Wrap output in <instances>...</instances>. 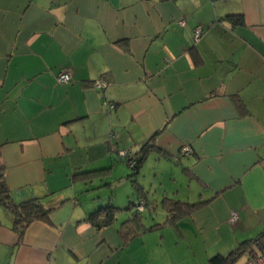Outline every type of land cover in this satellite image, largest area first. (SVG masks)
I'll return each mask as SVG.
<instances>
[{"label": "crops", "instance_id": "obj_1", "mask_svg": "<svg viewBox=\"0 0 264 264\" xmlns=\"http://www.w3.org/2000/svg\"><path fill=\"white\" fill-rule=\"evenodd\" d=\"M124 148L145 155L118 192ZM0 163L14 202L52 208L20 234L0 202V264H210L257 237L264 0H0ZM167 198L202 203L163 223ZM130 200L163 225L124 241Z\"/></svg>", "mask_w": 264, "mask_h": 264}, {"label": "trees", "instance_id": "obj_2", "mask_svg": "<svg viewBox=\"0 0 264 264\" xmlns=\"http://www.w3.org/2000/svg\"><path fill=\"white\" fill-rule=\"evenodd\" d=\"M227 17L234 20H241L242 15L240 13L228 14ZM145 153H140L136 156L134 168L131 169V174L128 176L137 175L139 166L143 160ZM85 173V172H83ZM3 167L0 163V202H2L13 215V228L17 230L20 234L23 232L24 228L29 222L34 219H47L51 207H47L41 203L38 198H29L18 203L14 202L9 194V190L3 181ZM136 177L133 180L136 183ZM141 190V189H140ZM138 202H133L130 200L124 209L130 210L129 216L124 219L120 225V233L124 241L129 240L135 234L140 231L149 230L154 227L163 225V223H169L174 221L175 218L188 212L194 207H198L202 202H181L173 198H167L163 200L164 207L167 209V216L165 222H156L150 225H145L142 221V210L136 208ZM145 205V203H144ZM121 210L119 206L113 204H106L100 206L95 211L88 215V219L95 224H109L115 218V213ZM103 214V215H102ZM102 215V216H100ZM256 246V249L253 247ZM248 252V254L256 255L260 252H264V232H261L257 237L251 240H244L238 244V246L229 251L227 254H215L210 257V264H233L241 255Z\"/></svg>", "mask_w": 264, "mask_h": 264}, {"label": "built area", "instance_id": "obj_3", "mask_svg": "<svg viewBox=\"0 0 264 264\" xmlns=\"http://www.w3.org/2000/svg\"><path fill=\"white\" fill-rule=\"evenodd\" d=\"M180 24H183V20L180 19L179 20ZM201 28L200 27H196L194 29V40L197 41L201 35ZM56 78L58 81H64L67 82L69 80H71L72 78V74L70 71L68 70H60L57 75ZM106 85V81L102 80V79H97L94 81V86L95 87H104ZM189 151V147L187 145L183 146L181 148V152L185 153ZM117 154L126 161V163L128 164L129 168L133 169L134 165H135V160H136V156L133 155L128 149L124 148V149H119ZM143 204L142 202H138L137 203V207L138 209H142ZM238 218L237 212L236 211H231L230 214V221L234 222L236 221ZM244 264H264V252H260L256 255L253 254H249V257L247 258L246 262Z\"/></svg>", "mask_w": 264, "mask_h": 264}, {"label": "rangeland", "instance_id": "obj_4", "mask_svg": "<svg viewBox=\"0 0 264 264\" xmlns=\"http://www.w3.org/2000/svg\"><path fill=\"white\" fill-rule=\"evenodd\" d=\"M125 168H127V167L125 166ZM128 174H131V170L130 169H128ZM136 176L138 177V174L135 175V176H130V177L128 176V180L126 182H124L121 185H118L116 187V189L118 190V192L119 191L121 192V190H123L125 192L128 188H131V185H132L131 182L135 179ZM256 248H257L256 246L253 247V249H256ZM248 257H249V255H248ZM242 260H243V257L240 258V261H242Z\"/></svg>", "mask_w": 264, "mask_h": 264}, {"label": "water", "instance_id": "obj_5", "mask_svg": "<svg viewBox=\"0 0 264 264\" xmlns=\"http://www.w3.org/2000/svg\"><path fill=\"white\" fill-rule=\"evenodd\" d=\"M125 181L124 179L119 181V182H115L113 185H117V184H120L121 182Z\"/></svg>", "mask_w": 264, "mask_h": 264}, {"label": "clouds", "instance_id": "obj_6", "mask_svg": "<svg viewBox=\"0 0 264 264\" xmlns=\"http://www.w3.org/2000/svg\"><path fill=\"white\" fill-rule=\"evenodd\" d=\"M142 210V209H141Z\"/></svg>", "mask_w": 264, "mask_h": 264}]
</instances>
